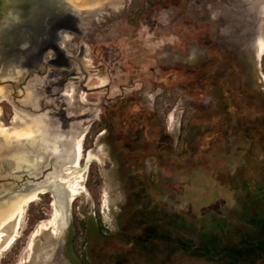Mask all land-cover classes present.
<instances>
[{"label": "rangeland", "instance_id": "obj_1", "mask_svg": "<svg viewBox=\"0 0 264 264\" xmlns=\"http://www.w3.org/2000/svg\"><path fill=\"white\" fill-rule=\"evenodd\" d=\"M129 2L120 8L104 2L90 9L57 5L61 9L41 23L13 22L28 30L23 41L31 48H13V75L0 73V124L12 126L14 112L36 119L43 148L59 160H67L78 137L83 155L91 158L81 160V169L88 161L83 190L69 205V225L53 237L43 232L26 249L52 213L49 195H40L24 208L15 241L0 251V264L17 241L13 264H264V222L250 231L235 212L230 236L217 232V242L212 228L199 232L180 219L198 217L202 204L235 205L231 197L243 194L242 182L264 187V54L256 58L251 42L264 34L240 35L239 0H160L147 4L135 25L127 20ZM8 14L0 0V22ZM81 47L92 74L81 98L101 108L82 124V110L69 109L68 126L59 131L58 119L38 109L36 95L46 94L50 78L41 66L45 61L52 71L65 55L57 50L79 56ZM77 86L66 87L60 98L74 103ZM83 139L90 141L88 148ZM91 169L99 178H91L92 190ZM215 184L226 191L217 203ZM255 206L264 207V201ZM39 209L44 219L26 234L28 218ZM73 220L82 226L77 238Z\"/></svg>", "mask_w": 264, "mask_h": 264}, {"label": "bare ground", "instance_id": "obj_2", "mask_svg": "<svg viewBox=\"0 0 264 264\" xmlns=\"http://www.w3.org/2000/svg\"><path fill=\"white\" fill-rule=\"evenodd\" d=\"M63 1L65 6L67 5V8L73 6L76 9H90L100 2H104L114 8H120L124 0ZM248 1L239 0V2L243 4L242 13L244 16L241 23L237 24L238 29H240V35L245 37L249 34L250 37H252L253 30H259L264 34V0ZM60 9L61 8H59V10ZM35 22L37 21H34V23ZM3 23L4 22H2V24L0 23V73L12 76V63L15 61V50L13 48H17V51L23 48L30 49V44L25 42L26 40L23 41V39H25L24 36L26 34L28 35L29 32H27L28 30L21 32L18 43H13L14 45L11 43V47L13 48H9V53L7 46L10 45V43L6 38V30H10L12 29L11 27L14 28L15 26L12 25L13 22L7 24ZM28 24L31 25L32 22ZM252 38L253 39L250 40L251 42L253 41L256 58H259L264 54V38H257L256 36ZM59 40H61V38ZM3 50L6 52L4 57L1 55ZM3 91L0 88L1 100H5ZM11 125L12 126L7 127L0 124V181H5L0 183V194L16 188L15 177L22 172L20 170L23 169L22 167L26 169L25 172L27 174L34 176L38 171L36 172L32 167H34V165L44 166V164H47L46 162L49 163L54 173H58L56 181L63 187L66 193L62 195L58 194V197L59 199H64L63 204L65 205V202H67V206L65 205L63 208L57 209L56 206L54 207L52 205L53 208L50 205L52 208L51 216L45 222L39 223L35 228L26 247L29 251L37 236L46 231H48L52 237L56 236L58 229L61 226H65L64 220L66 219V215L68 216V205H70L83 190L81 186L83 182L81 160L83 158L90 160L91 156L90 154L86 156L83 155L82 137H78L69 145L70 154L67 160L65 162L61 161L59 160L60 156H56V154H52L49 150L43 148L40 139L42 137L41 127L36 119L27 121L23 116L14 112L11 118ZM30 185L31 184L22 185V187L26 189L25 193L16 192L12 194L11 197H4L0 200V251L7 250L15 241V234L17 233L24 208L30 203L38 200L35 191L30 190ZM10 224H12L11 235L3 241L5 236L4 230Z\"/></svg>", "mask_w": 264, "mask_h": 264}, {"label": "trees", "instance_id": "obj_3", "mask_svg": "<svg viewBox=\"0 0 264 264\" xmlns=\"http://www.w3.org/2000/svg\"><path fill=\"white\" fill-rule=\"evenodd\" d=\"M160 0H130L129 6L127 8V20L128 23L135 25L141 18L144 9L147 4H154L159 2ZM170 106V104H169ZM169 107H167L163 114L164 115ZM98 128L93 129L94 132H96ZM183 129V127H182ZM94 134V133H93ZM83 146L85 148H88L90 146V141L84 139ZM94 169H91L89 174H88V184L87 187L91 189L89 182L91 178H95L97 183H99V178L97 177L96 173L94 172ZM244 185V192L241 195H236L232 196V200L236 199L238 204L240 206H237V202L234 205V202L232 204L225 202L223 204H219L218 207H212L208 208L207 205L202 204V210H200V214L198 217L193 218L190 215H185L182 214L181 222L184 223V225L191 226V228L199 231V232H207L208 228H212L213 230L210 231L212 233V238L216 239L218 242V236L216 235L217 232L230 236L228 233V228L230 226L229 220H231L232 214L235 212L240 213L239 215L243 218V220L249 225V230L254 232V229L257 225H260L261 223L264 222V207L257 208L255 205L259 203L260 201H264V187L260 185L259 183H255L251 181L250 183L248 182H242ZM216 187L219 189L218 194L216 192L215 197H213V200L218 201V199H221L222 197H226V191L215 184ZM222 191H221V190ZM250 189V190H249ZM225 192V193H224ZM247 194V195H246ZM46 196V195H45ZM239 197V198H238ZM211 198V197H210ZM263 198V200H262ZM252 202L251 205H247L248 203ZM223 207L224 210H220V208ZM225 207V208H224ZM255 209H253V208ZM220 210V211H219ZM29 211V209H28ZM177 214V213H176ZM184 216V218H183ZM44 219L43 211L42 210H37L36 213L32 214L30 218H28V229L25 231L26 234H28L31 230L32 227L39 221ZM81 224V223H80ZM76 220H73L72 225L73 228L75 229V238L80 236L82 234V226L80 225ZM246 229V228H245ZM250 231L246 232L248 235H250ZM238 232L240 233V229H238ZM255 235V233H252ZM227 238V237H226ZM20 248V245L17 241L15 243L14 247H12L10 251V255L8 258L3 259L1 261V264H13L14 263V257L17 254L18 250ZM213 250V249H212ZM211 251V250H209Z\"/></svg>", "mask_w": 264, "mask_h": 264}, {"label": "flooded vegetation", "instance_id": "obj_4", "mask_svg": "<svg viewBox=\"0 0 264 264\" xmlns=\"http://www.w3.org/2000/svg\"><path fill=\"white\" fill-rule=\"evenodd\" d=\"M57 51H58V53L65 54L64 56H61L62 62L56 61V62L52 63V71H49L47 68L44 67V65H47V64H45V61H44V64H42L41 67H42V69L45 70L46 75H49V77H50L49 83H48V86L46 88V94L43 96H40V97H39V95H36V97H38V101H39V105H40V107L38 106V109L40 110V112L50 113L51 116L53 117L54 121H55V118L58 119L57 121H55V122H57V125L59 126L57 130H59V131L63 130L64 131V130H66L68 123H69L67 120H65V116H66L67 111L69 109L72 108L75 110H82L80 113L82 115L77 118V121L80 124H82V121H84L86 118L94 117V115L97 112V109H99V107L101 108V106L98 104L99 107H97V108L93 107L95 105L88 104L86 100H82L83 98H81L84 96V94L88 90L85 87L86 81L88 80V76L92 77V74H89V73L87 74L86 70L89 69V66H87V64H88L87 60L84 59L85 56L82 58V54L84 51L83 47H81V49H80L79 56L69 55V53L68 54L66 53V50H57ZM57 59H58V57H57ZM39 69H41V68L38 67L37 71ZM34 73H35V75L38 76V73L36 71ZM97 75L99 78L103 77L101 79V81L104 80V72L99 71L97 73ZM6 76H8V75H6ZM69 85H73L74 87H75V85H78L77 87L79 89V93L74 94V103H70V104L67 103V101H65V99L60 98L61 95L63 94L64 90L66 89V87H68ZM96 88H98V87H96ZM78 97H80L81 99ZM80 103H82L83 106L87 105V107L84 108L82 106L80 108L79 107ZM68 133L71 134V132H69V131H68Z\"/></svg>", "mask_w": 264, "mask_h": 264}, {"label": "water", "instance_id": "obj_5", "mask_svg": "<svg viewBox=\"0 0 264 264\" xmlns=\"http://www.w3.org/2000/svg\"><path fill=\"white\" fill-rule=\"evenodd\" d=\"M5 2V4L10 9V14L6 19H3L0 23L4 22L3 24H7L9 22H14L19 19H29L37 21L38 23H41L42 20H45L48 16L50 17L52 14H55L59 9L57 5L64 6L63 0H2ZM14 25V23L12 24ZM28 24H26L27 26ZM24 25H20V28H13L6 30V38L9 41L10 45L7 46V48H10L12 44L19 41V37L12 38V40H9L10 35L13 33L15 36L19 35V32L23 31ZM14 41V42H11ZM12 43V44H11ZM13 44V45H14ZM13 48V47H11ZM10 48V49H11ZM88 162V161H86ZM83 164L82 169L86 167L87 163ZM44 164V166H38L34 165L33 170H35L37 173L34 176H31L27 174L25 171L26 169L22 167L23 169H20L22 172L15 177L16 181V188L14 190L6 191L2 194H0V200L4 197L8 198L11 197L12 194L16 192L25 193L26 189L22 187V185L31 184L30 190H34L35 194L38 196L49 194V197L51 198L50 205L56 206L57 209L63 208L65 205L67 206V202H65V205L63 204L64 199H59L58 194H66L63 187L56 181V177L58 173H54L51 166H49V163ZM51 174V175H50ZM50 176V177H48ZM48 180V181H47ZM52 206V207H53ZM53 207V208H54ZM69 207V205H68ZM64 224L67 227L69 225V217L66 215V219L64 220Z\"/></svg>", "mask_w": 264, "mask_h": 264}]
</instances>
